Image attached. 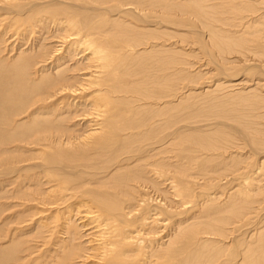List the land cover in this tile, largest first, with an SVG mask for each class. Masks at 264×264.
I'll use <instances>...</instances> for the list:
<instances>
[{
  "label": "rangeland",
  "instance_id": "1",
  "mask_svg": "<svg viewBox=\"0 0 264 264\" xmlns=\"http://www.w3.org/2000/svg\"><path fill=\"white\" fill-rule=\"evenodd\" d=\"M80 1H79V4H80L81 9L77 7L76 4H74L76 2H71L72 6L70 7V10L68 9L69 14L67 13L68 11L67 10L65 12V16L63 14L62 17H60L59 13H61V8H63L61 5V0H0V75H2L0 76V92L3 94L1 95L0 93V98L2 99V101H0V106H1L0 113H2L0 114V138L2 139V140L0 139L1 140L0 141V155L3 154L2 152L7 153L8 151L7 154H10L9 156L11 157L9 158L8 156V158L10 159L9 161L7 160L8 164L4 162H2L1 164V161H0V165H2L0 167V184L2 186V187L0 186V251L5 252L11 249H13L12 252L15 251L13 253L14 255L12 254V252H11V255H9L11 257V260L9 261H7V259H9L10 257L0 256V264H59V262H62V260H65V259H63V257H61V255L58 252H60L63 255L67 254L68 252L72 254V258L66 260L65 264H94V263L96 264V262L98 261L99 253L101 251L100 249L101 247H100V244H97L98 242L96 240L97 236L93 232V229H92V226L95 223L92 222L89 218H86L84 216L85 214H87L86 212H84V210L89 209L91 211H94L95 213L97 212L96 214L98 215L100 214L99 212L101 211L96 206L93 205L94 203L91 200H89L88 202L84 198L82 193L80 192L81 189L77 190V187L83 186V184H85L86 186H90V187L97 186V184L94 183V181L97 182L98 180L99 181L103 180L102 181L103 183L106 181L104 183L106 185L103 186L105 188L101 187V189H105L104 190L105 193H107V191L109 190V192L106 194L107 195V198H105L106 200L109 201L108 198H110V201L112 202L114 201V196L110 193H112L114 189H116L117 187H120V188H117L118 190L127 192L132 198L131 200L127 199L128 201H126V197L125 199L123 198L126 203L121 201L122 199H120L121 202L119 204L121 208L125 210L126 208L132 209L131 211L130 210L128 211L130 214L129 213H128L129 215L120 214L116 216V218L114 217L112 219V220L116 219L117 221L118 220L125 221V225L123 226H126V231L130 233V235L132 236L137 235V237L134 238L136 242H134L133 244V249L135 250V252L138 249L137 250L138 253L134 254L135 256L134 255L127 256L128 257L127 261H129V264H153L155 263L157 256L159 257V254L162 253L161 248L165 244H167L168 246L171 234L176 233L175 225L177 224L178 220L183 216L182 214H184L182 218L192 217L193 215H194L193 217L197 216L198 219L197 218L195 219H197L198 222H201L202 224H204L206 226V230L202 232L200 236L191 237L188 240H181L182 242L184 241V243L185 242L188 243V244L185 243V245H187L186 246L187 248L189 247V251L187 248L185 249L186 252L183 251L185 248V247L183 248V246H185L183 245L184 243L181 244L180 241L176 243L175 247H177V250L179 249L180 252L179 250L177 252L176 248L174 247L173 248L175 250L174 254L179 253L180 255L176 254L174 256V258L176 259V260L174 259L175 261L173 260L171 256L165 255L166 256L165 257L164 255H160V258L158 259V262H159L158 264H177V263L178 264L179 263L180 264H210V263L212 264H234V263L235 264H249V263L250 264H264L263 263L264 262V248L262 246L264 245V194L263 195L261 194L262 190L264 192V187H263L264 186V166H263L264 164H262L261 166L262 169L261 168L257 169L259 165L261 164V161L264 160V158H262L264 154L263 153L264 144L263 146L253 145L250 141L246 139L243 132L235 131L232 128V126L229 125V124H232L233 127L238 130L244 127H247L251 130L254 128H258L259 130H262L264 132V72H263L264 66L261 68V65H264L263 64L264 58H262L259 52H254L255 53L254 54L253 50L250 52V49H247L249 50L247 51L246 48H243L244 51L242 48H238L236 49L237 51L235 50V52L233 51L231 53H226L223 55L217 51L215 45L210 40H208V37H205L202 30H200V35L202 37L198 33L196 36L192 34H188L185 36L181 34L185 33L186 31L191 32L192 31L190 30L191 28L187 29L185 27L186 31H183V30H180L181 27H178L174 24H166L163 20L161 23L160 22L161 20H159V18H156L162 12L161 7L157 6L159 9L158 8L155 9L154 7L149 8L148 6L144 5L142 6L143 7L142 9L141 7H139L140 9L139 8L134 9V5L129 4L128 2L123 3L121 0L120 1L118 0L119 2L123 3L124 6L126 4V7L128 10H126V7H122L124 9L123 11H121L123 14L120 12L119 13L120 16H119V14L118 15L116 14V12H118L119 10H116L113 8L112 11H115V12H112L114 13L113 18L116 17L115 19L117 20L119 19L118 21L123 24L125 22H127L128 24L131 23L132 26H134L133 28L131 24L130 26L127 25V28L129 27L132 28L131 32L134 31L133 29H137L135 28L136 26V27H140L141 29L143 28V31H148V33L151 32L150 34L151 36H153V37L151 36L149 37L147 33V34H144L146 36L143 35V37H141L144 39V41H149V43L147 44V48H148L147 50L150 49V51L147 53L143 51V54L140 53L141 58H143L145 54L144 56L145 64L144 62L142 63L140 62V64L138 63L137 65L136 62H134L137 59L140 60V56H138L137 53H135L136 55H133L132 59H130L131 58L130 57L127 60L126 65H125L126 69L124 68L126 72L125 80L127 79L129 80L131 79V77L132 79H134L133 77L137 76L138 78L142 80L141 83L143 82L142 83L143 87L147 85L148 89L153 88L152 93L153 94L155 93L154 97L150 99H143V100L135 101L136 104H139V105L143 104V106H141V108L143 109L141 110V108H139V111L142 115L139 112L136 113L135 109L131 110V105L127 102L128 100L125 101L124 99V101L121 102V103L125 102L124 103L125 105L123 104L119 105L120 107L123 105V107H121L124 110L123 114H125L126 116L128 115L126 117L127 119L126 121L128 124L131 125L132 121L135 122V120H138L140 118L143 119V120L140 119V121L138 120V122L140 123H137V122L133 123L135 127L134 125H131V129L132 127H134V129L131 130L133 133V136H130L131 138L128 136L125 137L126 134H129L128 131H130V128L127 129V131L123 133L125 135H122V137L123 138L125 137L126 141L129 139L128 140L129 142L128 141L125 142L124 139H122L120 142L119 141L115 142L113 143V146L114 144L115 146L117 145L116 148L115 146L111 147L112 145L110 146L109 144H106L107 146L104 144L105 147L102 148V144H101L100 145L101 147L98 149L96 148L97 147L96 144L92 143L95 147L92 144H89V146L85 148H78V149L75 148L71 150L66 147L67 150L65 148H56V150H54L55 144H57L58 142L63 144V141L65 140V138L72 135L71 133L74 131L80 132V134H82V131H86L88 125L93 124L95 120L94 113L96 112H92L91 110L93 108H90V105L93 103L92 99L90 98L89 100V98H87V95H86L88 90H85V91L84 89L80 90V88H84V87L87 88V86L77 87L79 84H81L82 82L81 80L88 76V73L87 75L85 74L88 71L85 68H82L79 71L75 70L76 69L75 67H78V65L81 66L83 63L86 65L87 60L85 58H87L89 53L87 50H85L82 53V50L86 47L85 46L86 44H90V41L88 40V38L86 39V37H84L83 35L81 37H74V38L72 36L69 38L61 37L62 35H64L63 33L65 32L66 28L64 26H59L58 28V23L60 24L62 23V25L67 24V22H65L64 17L66 18L68 14L69 16L67 17L70 18L71 11L73 12L71 14L72 15L71 17L75 16L76 17L75 21L78 20L79 22L78 24L81 26H83L85 22V24L87 25V28L88 26H90L92 21L97 20V18L95 17L102 16V15L97 16L98 13H100V11L102 13V9L98 8L99 9L98 10L96 6L95 7L93 6L92 2L90 3V0L89 1L86 0V2L85 0H83V2H80ZM98 1L99 0L96 1L97 6L100 5L101 7L102 0H100L99 2ZM109 1L106 2L108 6H111L113 3H116L114 0H109ZM213 1L215 3L221 2V0H213ZM213 1L210 0V3H214ZM257 4H255V6ZM131 5H132V8H131ZM258 5L261 6L260 4ZM87 8H90V9H87ZM154 10L155 11L157 10L156 13L154 12ZM137 11H139L140 13ZM151 12L154 15H152ZM79 13L81 14V16ZM90 13L92 14V16H95V17L91 18L92 16ZM76 14L78 15V17ZM124 14L126 15L124 16ZM136 14L137 15L141 14L143 16L140 15L141 16L140 17V16H137ZM156 14H158V16ZM87 16L90 17L91 22L90 21L88 22V20H86ZM107 16L105 15L106 18H108ZM150 16H152L154 20L151 18L149 19ZM80 17L83 18L81 19V22H80ZM137 17H139V20ZM87 22L89 24H87ZM104 23H101V24L99 23L100 25L98 27H101L99 29L107 30L108 26ZM103 24L104 26H102ZM86 25H85V28H86ZM158 25H161L162 27ZM153 29H156L158 31L153 30ZM83 30L85 31L84 28ZM150 30H153V31H150ZM136 31H138V29ZM138 32H142V30L141 31L139 30ZM72 41H75V43L71 44ZM152 41L154 42V44L152 43ZM163 43L164 45L161 46V44ZM155 44H157L156 45L157 47L154 46ZM150 45H151V48H153V46L154 48L153 49L149 48ZM140 48H142V46H140ZM238 51L240 53H237ZM153 56H155V58ZM135 57H137V59H135ZM145 57L146 58L150 57V58L146 59ZM157 58L160 62L155 61V59ZM141 61L143 60L141 59ZM149 61L151 64L149 63ZM16 64H18L19 66L17 67ZM141 64H143V67L148 66L147 69L146 67H144L143 68L144 71H141L142 70ZM58 65L62 66V68L58 67ZM85 65L81 67H85ZM149 66L152 68H150ZM72 68L73 69L75 68L74 69L75 71H71ZM20 69H22V71ZM131 69L133 70V72ZM55 70L57 71L59 70V72H55ZM127 70H129L130 72ZM154 70L158 72L157 73L153 72ZM18 72L20 73V76L22 77L21 80H20L21 77L18 76ZM62 72L65 74V75L63 74L64 76L61 75ZM136 72L138 74L135 75ZM142 72L143 73L145 72V73L143 74ZM55 73H58L59 76L56 75ZM140 73L143 75H141ZM154 73L155 75H153ZM139 74L142 77H140ZM22 75H24V77L27 79L23 80L24 77ZM49 75L50 76L53 75L51 76L53 79ZM75 75H76V78H79L78 82L73 85L74 87H72V88H75V87L78 88L74 90L75 92H69L68 90H62V89L58 90L59 87L64 86L65 84L59 81L60 76L61 77L63 76L66 78L68 76V78H70V81H71V79L74 80L73 77H75ZM146 75H149V77ZM57 77L59 78L57 79ZM144 77H148L146 78L148 80H146ZM49 78L51 81L48 80ZM151 78H154V79H152V81L148 83V81H150ZM158 78L162 81L161 88L153 87V85L156 84L155 82L159 80ZM38 79L42 81L38 82L37 81ZM27 80L29 81L30 84H32V87H35L34 88L36 91L35 94H29V96L23 95V94L28 93L27 91L28 87H26ZM43 81L44 82L48 81V83H45L46 85H44ZM231 81H237V82L239 81V83L241 81L240 83L241 87L236 86L233 88H229L228 85L230 84ZM135 82L136 80L134 79L129 83H135ZM20 83L22 84L20 87H18ZM39 83H41L40 85L42 84L43 85L40 86ZM147 83L150 85H148ZM16 85L18 88H21V89L24 86L23 90H19L16 87ZM38 86H39V89L37 88ZM68 86H71V85H68ZM11 90H14V91L12 92ZM11 94L14 95V97ZM91 94H94V92H91L90 95ZM127 94L128 93H126L125 95ZM39 95H41L42 98ZM125 95H123L122 98ZM24 96H28V98L25 99ZM27 99L28 100L33 99V101L32 100L28 101ZM167 100H172V103H171L172 107H168L166 106V104L162 105ZM156 101L158 104L162 105V108H161L162 111L167 108L166 111L169 110L171 112V110L173 109L172 114L168 111L167 113L169 115L165 113L166 115L165 116L164 112L166 111L162 112L160 110H157V106L152 105ZM75 102L77 103V105ZM4 105L6 109L4 108ZM9 105H12V107L11 106L9 107ZM83 105L86 106L87 108L84 107ZM19 106L21 109L19 108ZM15 107H18V108H15ZM12 108H15V109H12ZM151 108L153 111L154 110L156 111L153 112ZM144 110H146V112ZM5 111L7 113H4ZM143 112H145V114ZM135 113L137 115H135ZM152 114H154L155 116ZM161 114L163 115L162 117H161ZM170 116L172 117V119H170L171 118ZM132 117L134 118V120L130 121L131 119H133ZM150 117L152 118L154 117V118L150 119ZM6 119H7V122L9 121V119H11L9 121L11 125L9 124L8 126V123L5 122ZM44 119H45V122H44ZM82 119L83 120L85 119V120L83 121ZM119 119H120V116H119ZM80 120L83 123L80 122ZM158 120L160 121V123L158 122ZM142 122H144V124ZM4 123L6 124L4 125ZM141 123L142 125H140ZM137 124L139 125V127H136L138 126ZM171 124H172V128H171ZM15 126L17 127V129H15L16 128ZM26 128L28 129V131H30L29 129H31L32 132L26 131L27 130ZM33 128L34 130H36L35 128H39L40 130L37 129L35 132ZM143 128H145L146 132L144 130H141ZM14 130L17 133L13 134ZM137 131H140V132H137ZM143 131L145 132L144 134L146 136L142 134ZM5 132L6 134L4 135L3 133ZM21 132H23L25 135ZM25 132L28 134L26 135ZM171 132L172 134H170ZM42 133H43V136H42ZM49 133H51L50 134L51 136L49 135ZM37 135L39 136L41 135L40 137L38 136L40 139L37 137ZM176 135L177 137L175 138L174 136ZM138 136L140 137V139H138L139 138ZM132 137L135 139H133ZM21 138L22 140L23 139L24 140L20 141ZM34 138H36V140ZM32 139L34 140L32 141ZM48 139L51 141H49ZM38 140H39V144H38ZM42 140L44 141V143ZM140 140L142 141L140 142ZM177 140H179L178 145L177 143H175V141L177 142ZM10 141H12L13 143ZM30 142H31V145L29 144ZM47 142L49 144H47ZM165 144L167 145L166 148H165ZM182 144H183L184 150H182L183 148H181ZM45 145H53V148L48 149V150H42V147ZM186 145L187 146L189 145L190 147L189 146L187 147ZM107 147L109 148L107 149ZM94 148H96V150ZM104 148H106L107 152L105 151ZM168 148H170V150ZM100 149H103V150L100 151ZM129 149L131 150V152H129L130 151ZM157 149H161V150L156 151ZM60 150L63 152V154ZM180 150H182L183 152H181ZM185 150L187 152V155H186ZM14 151H16V153H14ZM18 151H20L21 153H19ZM47 151L48 152L51 151V152L48 153ZM103 151H104V154H103ZM170 151H172V153ZM52 152H54L53 155H52ZM158 152H161V153L163 152V154L158 153ZM83 153H86V155ZM174 153L175 155L176 153L178 155L175 156L173 155ZM13 154L15 155V157ZM30 154H39L41 156L33 155L32 159H28L27 157H30L29 156ZM89 155H91L92 157L90 158ZM97 155L99 158L97 157ZM183 155H185V158ZM190 155L192 158L189 157ZM22 156L24 157L22 158ZM54 156H56L58 159L55 158ZM182 156H183V159H182ZM206 156L209 158L207 161H205V159L207 158ZM16 157H19L21 159L16 158ZM171 157L172 158L175 157L176 162L181 160V161H184V163H187V162L194 163L195 161V165H198L199 163L202 162L201 164H204V168H206L204 171L205 172L207 171L206 173L208 174L206 175L207 177L209 175L208 178L212 180L213 184L211 183L209 187L208 186L203 187L204 182L201 178H199L201 181L198 179L199 175H197L198 177H196V175H193V177L197 178L198 180V181L196 179L192 180L193 181L192 188L195 190V192L190 198L185 199V201L188 200L189 202L188 201L184 202V205L181 204L180 203L181 199L175 198L176 196H174L173 192H171L170 190L171 187H170V184L168 183V180H166L164 176L161 174V171L163 168L162 166H164L163 163L166 158L168 159H166V162L164 164H167V163L168 164L165 166H169L170 168L169 164L173 163ZM189 158L192 160V162L191 160L187 161ZM22 159L24 161H22ZM159 160L160 161L162 160V162L160 163ZM93 161L95 162V164L97 163L99 164L95 165ZM222 161H225L227 165H225V162L223 163ZM80 162L81 164H79ZM150 162L152 164H155V162L156 163L159 162L160 167L156 166L158 170L155 167V165L154 167H151ZM220 162H222L221 163L222 168L217 170V167H219V165L217 164ZM90 163L91 164L93 163L92 164L93 166L92 165L90 166ZM83 164H86V166L88 164V166L86 167ZM125 164L126 166H124ZM247 164L249 165L248 167H246ZM17 166H18V169H17ZM223 166L224 167L226 166V167L223 168ZM150 167L153 168V170ZM165 168H168V167H165ZM195 169L196 168H193L194 171ZM234 170H237V171H234ZM42 171L43 173H41ZM155 171H158L159 178L156 177L157 173H154ZM165 171L167 170L164 169L162 173L168 175L169 173ZM133 172L135 174H140V175H143L142 173H145L147 176L152 177L153 179L157 178L161 180L160 182L159 180H157L158 181L157 183L160 184L159 191H161L162 189L163 191L162 194L164 196L161 195L160 193H157L158 195L159 194L161 195V196L159 195L160 197H158L157 194L155 195L156 190H152L151 188L150 189L149 188H146V189L137 188L138 186L132 183L131 179H127L129 178L128 175L130 176L131 173ZM48 173L49 175L52 174L50 175L52 177H50ZM42 176H43V179H42ZM55 176L56 178L55 180H53L52 178ZM26 177H27V180H26ZM123 178L126 180V182L125 180H123ZM24 179H25V182H23ZM56 179H58L57 181L59 182H55ZM65 180H68V181H65ZM163 181H166V182H163ZM18 182H19V185H18ZM63 182H65L64 185H63ZM67 182H69L70 184ZM75 182L77 183L78 186L75 184ZM57 183L61 184L62 189L64 188L63 189L64 195L61 197H59L60 195L56 193L57 191H55L58 189H54V192L50 191L51 186H54ZM253 183H256V184H253ZM74 184L76 185V187ZM126 184L127 185L129 184L131 188L129 185L127 186ZM200 184L202 186H200ZM258 185L259 186L262 185L261 191H258V189L256 188ZM68 187L70 189L73 188L71 189L73 192ZM111 187H112V190H110ZM249 189H252L253 191L252 190L250 191ZM38 190H40L41 193ZM150 190L152 191V193ZM168 190L173 195H171V193H169ZM19 191H21V195ZM24 191H26V193L27 192L29 193L26 194ZM16 192H17V195H15ZM232 192L236 193L234 194L236 195L234 200L238 199L237 205H235L231 209V211H233V208H234V211L233 212H231L230 210L221 211V214H218L219 212H216L215 214V208H216V211H218L216 205L221 204L222 202L224 203V201L226 203H229L230 200H228L227 198H228V195L232 194ZM249 192L256 193L255 196L256 195H259V196H256L254 198L255 200L257 199V202H255L254 200V202L250 203L249 205H246L244 204V202L246 199L249 198V196H247ZM23 193L26 194V196ZM68 193H70L69 196H65V195H68ZM14 195L16 196V198H13ZM52 195H54L56 198H54ZM98 195H102L101 192L98 193ZM37 196L42 197L45 201L34 200L35 201L34 202L33 200L32 201L30 200V199L36 198ZM86 196H87L86 198L88 199V195ZM141 196H143L142 199H141ZM244 196H246L245 197L246 199L242 198ZM162 197H165V199L167 200L169 199V203L173 207L171 208L172 210L170 209L171 211L163 210L167 206L166 204H164V201H161ZM212 197H213V201L211 199ZM207 198L210 200V201L208 200L209 202L203 201L204 199H207ZM58 199H61V200H58ZM28 200H30L31 202ZM39 201L44 202V204L43 205H41L42 203L39 204L38 203ZM145 201H146V204L144 203L143 205V202ZM151 201L152 203H150ZM158 201L159 203H157ZM48 202H54V203L51 204ZM162 202L163 204H161ZM172 202L174 204H172ZM214 203L216 205H214ZM124 204H126L128 207L127 206L125 207ZM201 205L203 207H201ZM206 205L209 207H207ZM211 205H212L211 207L212 209L210 208ZM6 206H10V208L7 209ZM147 206L149 208H147ZM150 206H152V208ZM176 206H181V207L176 208ZM181 211L183 212L181 213ZM134 214H136L135 217H134ZM100 217L102 218V219L100 218V220L103 221L105 220L106 216H103L104 218L102 216ZM131 217L132 219L131 221H129L130 220L129 218ZM193 217L190 218L192 219L191 220L192 222L195 221ZM152 218H153V222L151 220ZM223 218H224V222L222 223L224 224H221V221H223ZM69 219L71 220L70 223H68ZM225 220H226V224H225ZM148 222L150 223L152 222V223L148 224ZM230 223H232L231 224L232 226L230 225ZM219 226L222 227L221 229L223 231H220V229L217 228ZM128 227L131 230H129ZM227 227L229 228L227 229ZM231 228L232 230H230L229 232L231 231L232 232L230 234L227 230ZM211 229L214 233L213 232L210 233ZM144 230L146 232H144ZM223 233H225V235ZM226 233H227V236H226ZM138 237H140V239ZM199 237L201 240L203 237L204 238L203 240L205 241V243H203L204 241L202 240L203 241L202 242L200 239H199L200 240L199 242L198 240ZM222 237L224 238L222 239ZM206 238H208L209 241H206ZM149 239L151 240L149 241ZM163 239L165 240L163 241ZM193 240L195 241L194 244L192 242ZM59 241H63L65 243H60ZM142 241H144L145 243L144 242L142 243ZM198 242L199 243L202 242V244H199ZM57 243H60V244H57ZM150 244L152 246H150ZM195 244L199 246L196 247ZM204 244H208V245H204ZM209 244L212 247L213 245L215 247L212 248L210 247ZM9 245L10 247H13V248L11 249L6 248ZM144 246L147 247V250H145L146 248ZM158 246L160 248V252L157 251ZM54 247L55 248L58 247V249H55ZM135 247H138V248L135 249ZM148 247L149 248L151 247V248L149 249ZM203 248L204 250H202ZM215 248L217 249L220 248V249L217 250ZM139 249H143V250L139 251ZM222 249L224 252L222 251ZM144 251L145 253H143ZM193 251H196V252H194L193 255L190 254ZM139 252L141 254H139ZM126 253L130 254L128 250L126 251ZM153 253L155 254L153 255ZM188 254H190L189 257L187 256ZM13 256L15 257V259ZM131 256H132V259H131ZM145 256L147 259L145 258ZM162 256L164 257V259L162 258ZM168 257L169 259H166ZM141 259H143V261ZM167 260H170V261H167ZM165 261H167V263Z\"/></svg>",
  "mask_w": 264,
  "mask_h": 264
},
{
  "label": "bare ground",
  "instance_id": "2",
  "mask_svg": "<svg viewBox=\"0 0 264 264\" xmlns=\"http://www.w3.org/2000/svg\"><path fill=\"white\" fill-rule=\"evenodd\" d=\"M79 1L80 0H61V5H62V7L63 8H61V13H59L60 14V17H62V15L64 14V16H65V12L69 9L70 10V7L72 6V4H71V2H76V3H74V4H76V6L77 7H79L80 8V4H79ZM89 1V0H88ZM96 1L97 0H90V3L92 2L93 3V6L95 7L96 6V8L98 9V8H101L102 9V13H101V11H100V13H98V15L97 16H99V15H102V16H99V17H95V16H92V14H91V18H97V20H94V21H92V23L90 24V26H88V28H87V25L85 24V22H84V27L83 26H81V25H79L78 23V20L77 21H75L76 19V17L74 16V17H71L72 15V11H71V13H70V18H68L67 16H69L68 14V12H69V10L67 11V16H66V18L64 17V19H65V22H67V24H65V25H62V23L60 24V23H58V28H59V26H64L65 28H66V30H65V32L63 33L64 35H60L61 37H81L82 35L84 36V37H86V39L88 38V40L90 41V44H86L85 46V48L82 50V53L85 51V50H87L88 51V56H87V58H85L86 60H87V62H86V65L83 63H81L82 65L81 66H83V65H85V67H81L80 65H78V67H75L74 69L75 70H77V71H79L80 69H82V68H85V69H87V71L88 72H86L85 74L87 75V73H88V76L86 77V78H83L81 81V84H79L77 87H79V86H87V88L86 87H84V88H80V90H83L84 89V91L85 90H88V92H87V98H89V100H90V98L92 99V104L90 105V108H93L91 111L92 112H96V113H94V114H92V115H94V118H95V120H94V122H93V124H91V125H88V127H87V130L86 131H82V134H80V132H72L71 134L72 135H70V136H68V137H66L65 138V140L63 141V144L62 143H60V142H56L57 144H55L54 146H55V148H54V150H56V148H65L66 149V147L68 148V149H71V150H73V149H78V148H85V147H88L89 146V144H96V148H100L101 146V144H102V148L103 147H105V145L106 144H109L111 147H114L115 146V144H114V146H113V143H115V142H120L122 139H124L125 140V137L126 136H128V137H130V136H133V133H132V129H134V127H135V125L133 124V123H135V122H137V123H140V122H138V120L140 121V119H142V118H140V119H138V120H135V122L134 121H132V120H134V118L133 119H131L130 121H132V123H131V125H134V127H132V129H131V125L130 124H128L127 123V119H126V117L128 116H126L125 114H123V112H124V110L121 108V107H123V105H125L124 103H121L122 101H124V99H125V101H127L130 105H131V110H133V109H135L136 110V113H140V111H139V108H141V106H143V104L142 105H139V104H136L135 103V101L136 100H143V99H150V98H153L154 97V94L152 93V90H153V88H150V89H148L147 88V85L145 86V87H143L142 86V83H141V79L140 78H138L137 76H134L133 78L136 80V82L135 83H129V82H131L132 80H134V79H132V77H131V79H127V80H125V75H126V72H125V70H124V68H125V65H126V62H127V60L130 58V59H132V57H133V55H136L135 53H137V55L138 56H140V53H142L143 54V51L144 52H149L150 51V49L149 50H147L148 48H147V44L149 43V41H144V39L143 38H141V37H143V35L144 34H147L148 33V31H143V28L141 29L140 27H136L135 26V28H137L138 29V31L140 30H142V32H138V31H136L137 29H133L134 31L133 32H135V33H133V32H131V29L134 27V26H132V24H131V26H132V28H127V25H129L130 26V24H128L127 22H125L124 24L123 23H121V22H119L117 19H115V18H113L114 16H113V14L114 13H112V12H115V11H112V9L114 8V9H116V10H119L118 12H116V14L118 15L121 11H123L124 9L122 8V7H126V4H125V6L123 5V3L124 2H128L129 4H132V5H134V9H138L139 7H141V9L143 8L142 6H144V5H146V6H148L149 8L150 7H154L155 9L156 8H158L157 6H159V7H161V14H159V16H158V14H156L158 17H156V18H159V20H161L160 22L162 23V20L166 23V24H174V25H176V26H178V27H181L180 28V30H183V31H186L185 29L187 28V29H190V30H192L191 32H188V31H186L185 33H183V34H181V35H188V34H192V35H197V33L200 35V30H202V32H203V34L205 35V37H208V40H210L214 45H215V47H216V49H217V51L218 52H220L221 54H226V53H231V52H235V50L236 49H238V48H246V50L247 49H250V52L253 50V53L254 52H259V54L262 56V58H264V0H221V2H214L213 0V2L214 3H210V0H121L123 3H121V2H119L118 0H114L116 3H113L111 6H108L107 5V3L106 2H108L109 0H102L101 1V7H100V5L99 6H97V3H96ZM100 1V0H99ZM98 1V2H99ZM80 2H83V0L82 1H80ZM85 2H86V0H85ZM110 2V1H109ZM113 2V1H112ZM260 4L261 6H259L258 4ZM89 4V3H88ZM109 4V3H108ZM255 4H257L256 6H255ZM110 5V4H109ZM132 5H131V8H132ZM75 6V5H74ZM156 6V7H155ZM75 8V7H74ZM78 8V9H79ZM122 8V9H121ZM129 8V7H128ZM81 9V8H80ZM87 9H90V8H87ZM96 9V10H97ZM133 9V10H134ZM140 9V8H139ZM146 9H147V7H146ZM153 9V8H152ZM159 9V8H158ZM71 10H73V9H71ZM94 10H95V8H94ZM99 10V9H98ZM126 10H128L127 9V7H126ZM151 10V9H150ZM77 11V10H76ZM93 11V10H92ZM136 11V10H135ZM140 11V10H139ZM139 11H137V12H139ZM142 11V10H141ZM147 11V10H146ZM146 11H145V13H146ZM157 11V10H156ZM156 11L154 10V12L156 13ZM75 12V11H74ZM80 12V11H79ZM137 12H135V13H137ZM144 12V11H143ZM142 12V13H143ZM153 12V11H152ZM151 12V14L152 15H154L153 13ZM35 13V12H34ZM94 13V12H93ZM122 13V12H121ZM134 13V12H133ZM140 13V12H139ZM158 13V12H157ZM80 14V13H79ZM89 14V13H88ZM87 14V15H88ZM107 14H108V16H107ZM123 14V13H122ZM150 14V13H149ZM77 15V14H76ZM105 15L108 17V18H106L105 17ZM126 14H124V16H125ZM137 15V14H136ZM141 15V14H140ZM140 15H137V16H140ZM155 15V16H156ZM176 15V16H175ZM5 16V15H4ZM29 16V15H28ZM45 16V15H44ZM80 16H81V14H80ZM119 16H120V14H119ZM123 16V17H124ZM130 16V15H129ZM141 16H143V15H141ZM140 16V17H141ZM147 16V15H146ZM155 16H154V18H155ZM14 17H16V16H14ZM77 17H78V15H77ZM82 17H84V16H82ZM88 17L89 16H87V19L86 20H88V22L90 21L91 22V20H90V17H89V19H88ZM112 17V18H111ZM127 17V16H126ZM136 17V16H135ZM57 18V17H56ZM118 18V17H117ZM121 18V17H120ZM138 18V20H139V17H137ZM143 18V17H142ZM145 18V17H144ZM147 18V17H146ZM153 19L152 18V16H150L149 17V19ZM20 19V18H19ZM52 19V18H51ZM63 19V20H64ZM81 19H83V18H81L80 17V22H81ZM123 19V18H122ZM136 19V18H135ZM14 20V19H13ZM59 20H60V18H59ZM129 20V19H128ZM147 20V19H146ZM154 20V19H153ZM53 21V20H52ZM142 21V20H141ZM59 22V21H58ZM87 22V24H89ZM105 22V23H104ZM124 22V21H123ZM130 22V21H129ZM155 22V21H154ZM83 23V22H82ZM101 23H104V24H106L108 27H107V30H102V29H99V28H101V27H98L99 25ZM56 24V23H55ZM81 24V23H80ZM104 24L102 25V26H104ZM160 24V23H159ZM85 25H86V28H85ZM40 26V25H39ZM81 26V27H80ZM158 26H161V25H158ZM57 27V26H56ZM152 27V26H151ZM154 27V26H153ZM157 27V26H156ZM162 27V26H161ZM186 27V28H185ZM198 27V28H197ZM58 28H56V29H58ZM83 28L85 29V31L83 30ZM63 29V28H62ZM149 29H151V28H149ZM163 29V28H162ZM165 29V28H164ZM153 30H156V29H153ZM153 30H150V31H153ZM105 31V32H104ZM156 31H158V30H156ZM84 32H85V34H84ZM138 32V33H137ZM151 33V32H150ZM150 33H148L147 35L150 37L151 36V34ZM144 36H146V35H144ZM201 36V35H200ZM151 37H153V36H151ZM158 37V36H157ZM198 37V36H197ZM202 37V36H201ZM43 39V38H42ZM54 39H56V38H54ZM65 39V38H64ZM155 39V38H154ZM73 40V39H72ZM75 40V39H74ZM79 42V41H78ZM156 42V41H155ZM158 42V41H157ZM46 43V42H45ZM73 43H75V41H72V43L71 44H73ZM77 43V42H76ZM87 43H88V41H87ZM152 43L154 44V42L152 41ZM70 44V45H71ZM78 44V43H77ZM158 44V43H157ZM157 44H155L154 46L155 47H157L156 45ZM209 44V43H208ZM80 45V44H79ZM78 45V46H79ZM92 47H91V46ZM164 45V43L163 44H161V46H163ZM48 46H50V45H48ZM140 46H142V48H140ZM154 46H153V48H154ZM42 47V46H41ZM45 48V47H44ZM149 48H151V45H150V47ZM153 48H151V49H153ZM160 48V47H159ZM29 49V48H28ZM38 49V48H37ZM48 49V48H47ZM77 49H78V47H77ZM129 49V50H128ZM241 49V50H242ZM41 50V49H40ZM240 50V49H239ZM49 51V50H48ZM74 51V50H73ZM152 51V50H151ZM154 51V50H153ZM237 51V50H236ZM243 51H244V49H243ZM247 51H249V50H247ZM38 52V51H37ZM155 52V51H154ZM42 53V52H41ZM79 53V52H78ZM237 53H240L239 51L237 52ZM91 54V55H90ZM141 54V55H142ZM244 54V53H243ZM255 54V53H254ZM66 55V54H65ZM148 55H149V53H148ZM242 55V54H241ZM30 56V55H29ZM80 56V55H79ZM137 56V57H138ZM144 56H145V54H144ZM144 56H143V58H141V56H140V60L139 59H137V57H135V59H137L136 61H134V62H136V64L138 65V63L140 64V62L142 63V62H144V64H145V61H144ZM147 56V55H146ZM161 56V55H160ZM73 57V56H72ZM154 58H155V56H153ZM146 58V57H145ZM148 58H150V57H148ZM148 58H146V59H148ZM152 58V57H151ZM260 58V57H259ZM16 59V58H15ZM33 59V58H32ZM36 59V58H35ZM81 59V58H80ZM134 59V60H135ZM141 59L143 60V61H141ZM152 60V59H151ZM161 60H162V58H161ZM264 60V59H263ZM80 61V60H79ZM83 61V60H82ZM81 61V62H82ZM153 61H154V59H153ZM152 61V62H153ZM155 61L156 62H160L159 60H158V58L157 59H155ZM262 61V60H261ZM36 62V61H35ZM84 62H85V60H84ZM166 62V61H165ZM264 62V61H263ZM3 63H5V62H3ZM149 63H150V61H149ZM262 63V62H261ZM58 64V63H57ZM77 64V63H76ZM79 64V63H78ZM132 64V63H131ZM130 64V65H131ZM151 64V63H150ZM153 64V63H152ZM170 64V63H169ZM260 64V63H259ZM264 64V63H263ZM14 65V64H13ZM17 65V67L19 66L18 64H16ZM60 65V64H59ZM58 65V67H61L62 68V66H59ZM6 66V65H5ZM128 66H129V64H128ZM128 66H126V67H128ZM141 71H144L143 70V68L144 67H146V66H144L143 67V64H141ZM230 66V65H229ZM228 66V67H229ZM264 65H261V68L263 67ZM43 67V66H42ZM45 67V66H44ZM134 67V66H133ZM137 67V66H136ZM148 67V66H147ZM147 67H146V69H147ZM150 67V66H149ZM169 67V66H168ZM20 68V67H19ZM68 68V67H67ZM130 68V67H129ZM138 68H140V67H138ZM150 68H152V67H150ZM164 68H166V67H164ZM17 69V68H16ZM44 69V68H43ZM58 69V68H57ZM65 69H66V67H65ZM73 68L71 69V71H75ZM126 69V68H125ZM145 69V70H146ZM154 69V68H153ZM161 69V68H160ZM21 71H22V69H20ZM64 70V69H63ZM132 70V69H131ZM150 70V69H149ZM18 71H19V69H18ZM66 71V70H65ZM65 71H63V72H65ZM84 71V70H83ZM127 71H129V70H127ZM140 71V72H141ZM8 72V71H7ZM55 72H59V70L57 71V70H55ZM62 72V74L61 75H63L64 73ZM130 72V71H129ZM132 72H133V70H132ZM138 72V71H137ZM135 73V75L136 74H138V73ZM145 72H147V71H145ZM144 72V73H145ZM153 72H156L155 70L153 71ZM158 72V71H157ZM156 72V73H157ZM172 72V71H171ZM264 72V71H263ZM23 73V72H22ZM49 73V72H48ZM77 73V72H76ZM143 73V72H142ZM143 73V74H144ZM30 74V73H29ZM41 74V73H40ZM43 74V73H42ZM56 75H58L59 76V74L58 73H55ZM141 74V73H140ZM139 74V76L140 77H142L141 75H143V74H141L140 75ZM44 75V74H43ZM43 75H42V77H43ZM65 75V74H64ZM63 75V76H64ZM153 75H155V73L153 74ZM166 75V74H165ZM0 76H2V75H0ZM17 76V75H16ZM18 76H20V73L18 72ZM17 76V77H18ZM23 77H24V75H22ZM50 76V75H49ZM48 76V77H49ZM51 76H53V75H51ZM50 76V77H51ZM61 77L60 76V78L59 77H57V79L59 78V81L61 82V83H65L64 84V86H61V87H59L58 88V90L60 89H62V90H68L69 92H75L74 90H76V89H78L77 87H75V88H72V87H74L73 85L75 84V83H77L78 82V79L79 78H76V75H75V77H73L74 78V80H72L71 79V81H70V78H68V76H67V78L66 77ZM78 76V75H77ZM133 76V75H132ZM146 76H148L149 77V75H146ZM159 76H161V75H159ZM11 77V76H10ZM9 77V78H10ZM21 77V76H20ZM47 77V78H48ZM84 77V76H83ZM148 77H144L145 79L146 78H148ZM8 78V79H9ZM52 78V77H51ZM129 78H130V76H129ZM143 78V79H144ZM7 79V80H8ZM17 79V78H16ZM22 79V77L20 78V80ZM25 79H27V78H25L24 77V79L23 80H25ZM53 79V78H52ZM152 79H154V78H151V80L150 81H148V83H150L151 81H152ZM157 79V78H156ZM159 79V78H158ZM6 80V79H5ZM11 80V79H10ZM45 80V79H44ZM48 80H50V78L48 79ZM146 80H148V79H146ZM2 81H4V80H2ZM17 81V80H16ZM28 81V80H27ZM26 81V87H28V93L27 94H23V95H28L29 96V94H35L36 93V91H35V87H32V84H30L29 83V81L27 82ZM38 82L40 81V79H38L37 80ZM42 81V80H41ZM40 81V82H41ZM51 81V80H50ZM55 81H57V80H55ZM55 81H54V83H55ZM18 82V81H17ZM21 82V81H20ZM68 82H70V83H68ZM144 82H145V80H144ZM155 82V81H154ZM153 82V83H154ZM25 83V82H24ZM43 83H44V85H46L45 83H48V81H46V82H44L43 81ZM54 83H52V84H54ZM147 83V84H148ZM156 84H154L153 85V87H157V88H161L162 87V81L159 79L157 82H155ZM240 83H241V81H240ZM240 83H239V81L237 82V81H231L230 82V84L228 85V87L229 88H233V87H241L240 86ZM11 84H12V82H11ZM18 84V83H17ZM21 84L22 83H20V85L18 86V87H20L21 86ZM41 83H39V85H40ZM66 84H68V85H71V86H68V85H66ZM35 85V84H34ZM43 85V84H42ZM42 85H40V86H42ZM49 85H50V83H49ZM62 85V84H61ZM148 85H150V84H148ZM51 86H53V85H51ZM56 86V85H55ZM16 87H17V85H16ZM17 87V88H18ZM24 87V86H23ZM23 87H22V89L21 88H18L19 90H23ZM46 87V86H45ZM50 87V86H49ZM17 88H15V89H17ZM38 89H39V86L37 87ZM13 89V88H12ZM72 89V90H71ZM1 90H2V88H1ZM25 90V89H24ZM42 90V89H41ZM79 90V91H80ZM156 90V89H155ZM198 90V89H197ZM12 92L14 91V90H11ZM18 91V90H17ZM38 91V90H37ZM78 91V90H77ZM239 91V90H238ZM20 92V91H19ZM23 92V91H22ZM21 92V93H22ZM91 92H94V94H91L90 95V93ZM247 92V91H246ZM1 93V92H0ZM41 93V92H40ZM126 93H128L127 95H125ZM10 94V93H9ZM14 94H15V92H14ZM42 94V93H41ZM46 94V93H45ZM1 95H3L2 93H1ZM12 95V94H11ZM17 95V94H16ZM123 95H125L123 98H122V96ZM160 95V94H159ZM13 97H14V95H12ZM28 96H24L25 97V99L26 98H28ZM35 96V95H34ZM39 96H41V95H39ZM18 97H20V96H18ZM37 97V96H36ZM121 97V98H120ZM166 97V96H165ZM10 98V97H9ZM15 98H17V97H15ZM33 98V97H32ZM40 98V97H39ZM41 98H42V96H41ZM157 98V97H156ZM158 98H160V97H158ZM242 98V97H241ZM11 99V98H10ZM13 99V98H12ZM30 99V98H29ZM22 100H23V98H22ZM21 100V101H22ZM28 100V99H27ZM32 101H33V99H31ZM31 100H28V101H31ZM157 100V99H156ZM0 101H2V99L0 98ZM3 101H5V100H3ZM13 101V100H12ZM27 101V102H28ZM7 102H9V101H7ZM25 102V101H24ZM11 103V102H10ZM9 103V104H10ZM76 103V102H75ZM160 103H162V102H160ZM171 103H172V100H167V101H165L162 105H164V104H166V106H168V107H172L171 106ZM25 104V103H24ZM81 104H83V103H81ZM120 104H123L121 107L119 106ZM72 105V104H71ZM76 105H77V103H76ZM79 105V104H78ZM149 105V104H148ZM153 106H157V110H160V111H162L161 110V108H162V105H160V104H158L157 103V101L156 102H154V104H152ZM151 105V106H152ZM12 107V105H9V107ZM18 106V105H17ZM84 106V105H83ZM3 107V106H2ZM73 107V106H72ZM82 107V106H81ZM84 107H86V106H84ZM0 108H1V106H0ZM4 108L6 109V107H5V105H4ZM15 108H18V107H15ZM15 108H12V109H15ZM19 108H20V106H19ZM87 108V107H86ZM89 108V107H88ZM11 109V110H12ZM21 109V108H20ZM143 108H141V110H142ZM167 109V108H166ZM166 109L165 110H163V111H166ZM171 109V108H170ZM10 110V111H11ZM151 110H152V108H151ZM173 110V109H172ZM172 110H171V112L169 111V110H167L166 112H164V115H165V113H167L168 111L172 114ZM2 111V110H1ZM4 111V110H3ZM9 111V112H10ZM19 111H21V110H19ZM74 111H75V109H74ZM81 111V110H80ZM86 111V110H85ZM145 112H146V110H144ZM153 111V110H152ZM154 111H156V110H154ZM153 111V112H154ZM162 111V112H163ZM23 112V111H22ZM50 112V111H49ZM82 112H83V110H82ZM87 112H88V110H87ZM145 112H143L144 114H145ZM4 113H7L6 111L4 112ZM78 113V112H77ZM126 113V112H125ZM135 113V115H137ZM0 114H2V113H0ZM24 114V113H23ZM48 114V113H47ZM74 114H75V112H74ZM74 114H72V115H74ZM81 114V113H80ZM141 114V113H140ZM158 114H160V113H158ZM163 114V113H162ZM161 114V117L163 116ZM168 114V113H167ZM170 114V115H171ZM38 115V114H37ZM72 115H70V116H72ZM84 115V114H83ZM82 115V116H83ZM139 115V114H138ZM142 115V114H141ZM140 115V116H141ZM152 115H154V114H152ZM169 115V114H168ZM167 115V116H168ZM5 116H6V114H5ZM77 116H78V114H77ZM119 116H120V119H119ZM131 116V115H130ZM139 116V117H140ZM155 116V115H154ZM166 116V115H165ZM4 117V116H3ZM33 117H35V116H33ZM84 117H86V116H84ZM90 117H92V116H90ZM89 117V118H90ZM138 117V116H137ZM171 117V116H170ZM2 118V117H1ZM152 117H150V119H151ZM154 118V117H153ZM152 118V119H153ZM159 118V117H158ZM167 118V117H166ZM13 119V118H12ZM37 119V118H36ZM79 119V118H78ZM135 119H137V118H135ZM170 119H172V117L170 118ZM169 119V120H170ZM11 119H9V121H10ZM83 120V119H82ZM85 120V119H84ZM83 120V121H84ZM143 120V119H142ZM161 120V119H160ZM7 122V119H6V121L5 122H7L8 123V126H9V124H10V122ZM13 121V120H12ZM18 121V120H17ZM31 121H32V119H31ZM76 121V120H75ZM128 121H129V119H128ZM145 121V120H144ZM148 121H149V119H148ZM151 121V120H150ZM163 121V120H162ZM164 121H165V119H164ZM174 121V120H173ZM44 122H45V119H44ZM80 122H82L81 120H80ZM158 122L160 123V121L158 120ZM169 122V121H168ZM241 122V121H240ZM12 123V122H11ZM83 123V122H82ZM143 124H144V122H142ZM142 123L140 124V125H142ZM155 123V122H154ZM157 123V122H156ZM6 123H4V125H5ZM19 124V123H18ZM21 124V123H20ZM11 125V124H10ZM16 125V124H15ZM51 125V124H50ZM138 125V124H137ZM146 125V124H145ZM153 125V124H152ZM229 125H231L232 126V128L235 130V131H241V132H243L244 133V135H245V137H246V139L248 140V141H250L253 145H260V146H263V144H264V132L262 131V130H259L258 128H254V129H249V128H247V127H244V128H242V129H240V130H238V129H235L234 127H233V125L232 124H229ZM228 125V126H229ZM17 126V125H16ZM15 126V127H16ZM86 126V125H85ZM144 126V125H143ZM5 127V126H4ZM3 127V128H4ZM11 127V126H10ZM38 127V126H37ZM82 127H83V125H82ZM136 127H139V125L138 126H136ZM148 127V126H147ZM147 127H146V129H147ZM78 128V127H77ZM130 128V131H128L129 132V134H123L125 131H127V129H129ZM171 128H172V124H171ZM8 129V128H7ZM6 129V130H7ZM10 129V128H9ZM15 129H17V127L15 128ZM27 129V128H26ZM36 130L37 129H39V128H35ZM58 129H59V127H58ZM82 129V128H81ZM5 130V129H4ZM30 131H28V129L26 130V131H28V132H32V130L31 129H29ZM33 130H34V128H33ZM36 130H34L35 132H36ZM40 130V129H39ZM136 130H137V128H136ZM141 130H144L145 132H146V130H145V128H143V129H141ZM140 130V131H141ZM11 131V130H10ZM23 131V130H22ZM77 131V130H76ZM140 131H137V132H140ZM143 131V133L142 134H144L145 132ZM172 131V130H171ZM40 132V131H39ZM49 132V131H48ZM134 132H135V130H134ZM137 132H136V134H137ZM231 132V131H230ZM233 132V131H232ZM2 133V132H1ZM12 133V132H11ZM15 133H17V132H15V130H14V133L13 134H15ZM21 133H23V132H21ZM26 133V132H25ZM34 133V132H33ZM66 133V132H65ZM173 133H175V132H173ZM238 133V132H237ZM4 135L6 134V132L5 133H3ZM2 134V135H3ZM24 134V133H23ZM28 133H26V135H27ZM40 134V133H39ZM44 134H45V132H44ZM51 133H49V135H50ZM62 134H63V132H62ZM141 134V135H142ZM170 134H172V132L170 133ZM229 134V133H228ZM12 135V134H11ZM25 135V134H24ZM35 135V134H34ZM47 135H48V133H47ZM68 135V134H67ZM122 135H125V137L123 138L122 137ZM145 135V134H144ZM174 135V134H173ZM230 135V134H229ZM39 135H37V137H38ZM41 136V135H40ZM39 136V137H40ZM42 136H43V133H42ZM51 136V135H50ZM146 136V135H145ZM186 136V135H185ZM4 137V136H3ZM38 137V138H39ZM54 137H55V135H54ZM61 137V136H60ZM128 137H127V139H128ZM134 137H135V135H134ZM139 137V136H138ZM175 138L177 137V135L176 136H174ZM19 138V137H18ZM17 138V139H18ZM42 138V137H41ZM131 138V137H130ZM133 138V137H132ZM142 138H143V136H142ZM183 138V137H182ZM192 138V137H191ZM1 139V138H0ZM5 139H6V137H5ZM4 139V140H5ZM8 139V138H7ZM13 139V138H12ZM35 140H36V138H34ZM34 139H32V141L34 140ZM40 139V138H39ZM50 139V138H49ZM48 139V140H49ZM60 139H62V138H60ZM133 139H135V138H133ZM138 139H140V137L138 138ZM174 139V138H173ZM187 139V138H186ZM2 140V139H1ZM0 140V141H1ZM3 140V141H4ZM14 140V139H13ZM19 140V139H18ZM22 140V138L20 139V141ZM24 140V139H23ZM22 140V141H23ZM129 140V139H128ZM127 140V141H128ZM171 140H172V138H171ZM180 140V139H179ZM179 140H177V142L175 141V143H177V145L179 144L178 143V141ZM183 140H185V139H183ZM182 140V141H183ZM7 141V140H6ZM16 141V140H15ZM43 141V140H42ZM49 141H51V140H49ZM54 141V140H53ZM57 141V140H56ZM126 140H125V142H127ZM133 141V140H132ZM138 141V140H137ZM142 140H140V142H141ZM235 141V140H234ZM9 142V141H8ZM7 142V143H8ZM10 142H12V141H10ZM37 142V141H36ZM124 142V141H123ZM129 142V141H128ZM156 142H158V141H156ZM161 142V141H160ZM159 142V143H160ZM173 142V141H172ZM181 142V141H180ZM192 142H193V140H192ZM4 143V142H3ZM13 143V142H12ZM43 143H44V141H43ZM112 143V144H111ZM155 143V142H154ZM163 143V142H162ZM6 144V143H5ZM30 145H31V142L29 143ZM38 144H39V140H38ZM47 144H49L48 142H47ZM92 144V145H93ZM105 144V145H104ZM117 144V143H116ZM133 144V143H132ZM135 144V143H134ZM161 144V143H160ZM159 144V145H160ZM169 144H170V142H169ZM172 144V143H171ZM184 144V143H183ZM183 144H182V147L181 148H183ZM9 145V144H8ZM37 145V144H36ZM104 145V146H103ZM127 145V144H126ZM155 145V144H154ZM156 145H158V144H156ZM176 145V144H175ZM14 146V145H13ZM94 146V145H93ZM99 146V147H98ZM107 146V145H106ZM109 146V147H110ZM117 146V145H116ZM116 146H115V148H116ZM132 146V145H131ZM134 146V145H133ZM152 146H153V144H152ZM169 146V145H168ZM173 146V145H172ZM187 146V145H186ZM189 146V145H188ZM187 146V147H188ZM91 147V146H90ZM95 147V146H94ZM109 147H107V149L109 148ZM138 147V146H137ZM155 147V146H154ZM167 147V145L165 144V148ZM190 147V146H189ZM47 148V149H46ZM51 148H53V145H45V146H43L42 147V150H48V149H51ZM96 148H94L95 150H96ZM130 148V147H129ZM132 148V147H131ZM152 148V147H151ZM162 148H163V146H162ZM179 148V147H178ZM186 148V147H185ZM39 149H41V148H39ZM87 149V148H86ZM92 149V148H91ZM93 149V150H94ZM105 149V151H106V148H104ZM117 149H118V147H117ZM148 149V148H147ZM153 149V148H152ZM169 150H170V148H168ZM189 149V148H188ZM187 149V150H188ZM8 150V149H7ZM12 150V149H11ZM10 150V151H11ZM13 150H15V149H13ZM37 150V149H36ZM53 150V151H54ZM67 150V149H66ZM88 150V149H87ZM90 150V149H89ZM101 150H103V149H100V151ZM130 150V149H129ZM158 150H161V149H157L156 151H158ZM163 150H164V148H163ZM175 150V149H174ZM179 150V149H178ZM177 150V151H178ZM182 150H184V148L182 149ZM182 150H180L181 152H183ZM190 150V149H189ZM204 150V149H203ZM208 150V149H207ZM16 151H17V149H16ZM16 151H14V153H16ZM61 151V150H60ZM70 151V150H69ZM76 151H78V150H76ZM133 151V150H132ZM152 151V150H151ZM166 151H168V150H166ZM13 152V151H12ZM19 153H21L20 151H18ZM48 152V151H47ZM46 152V153H47ZM51 152V151H50ZM50 152H48V153H50ZM56 152V151H55ZM62 152V151H61ZM84 152V151H83ZM87 152V151H86ZM90 152V151H89ZM98 152H99V150H98ZM98 152H97V154H98ZM107 152V151H106ZM105 152V153H106ZM117 152V151H116ZM129 152H131V150L129 151ZM171 153H172V151H170ZM169 152V153H170ZM185 152H186V150H185ZM189 152V151H188ZM241 152V151H240ZM3 154H1L0 155V161H1V164H2V162H4V163H7L8 164V162H7V160L9 161L10 159L9 158H11L9 155L10 154H7L8 153V151H7V153L6 152H2ZM37 153V152H36ZM39 153V152H38ZM53 153L54 152H52V155H53ZM58 153V152H57ZM96 153V152H95ZM158 153H161V152H158ZM260 153H262V152H260ZM264 153V152H263ZM62 154H63V152H62ZM62 154H60V155H62ZM66 154V153H65ZM83 154H85L86 155V153H83ZM88 154H90V153H88ZM94 154V153H93ZM101 154V153H100ZM103 154H104V151H103ZM156 154V153H155ZM161 154H163V152L161 153ZM167 154V153H166ZM209 154V153H208ZM12 155V154H11ZM14 155V154H13ZM18 155V154H17ZM16 155V156H17ZM33 155H39V154H30L29 156L30 157H27L28 159H32L33 158ZM77 155V154H76ZM80 155V154H79ZM84 155V156H85ZM173 155H175V153L173 154ZM176 155H178L177 153H176ZM175 155V156H176ZM186 155H187V152H186ZM189 155V154H188ZM8 156H9V158H8ZM20 156H21V154H20ZM34 156V157H35ZM39 156H41V155H39ZM57 156V155H56ZM56 156H54L55 158H57ZM155 156V155H154ZM158 156V155H157ZM170 156H172V155H170ZM169 156V157H170ZM184 156V158H185V155H183ZM183 156H182V159H183ZM194 156V155H193ZM208 156V155H207ZM206 156V157H207ZM14 157H15V155H14ZM24 156H22V158H23ZM44 157V156H43ZM62 157V156H61ZM89 157L91 158L92 156L91 155H89ZM97 157H98V155H97ZM189 157H191V155L189 156ZM209 157V156H208ZM206 158L205 159V161H207L209 158ZM16 158H19V157H16ZM80 158H82V157H80ZM79 158V159H80ZM99 158V157H98ZM152 158V157H151ZM150 158V159H151ZM154 158V157H153ZM156 158V157H155ZM163 158V157H162ZM172 158V157H171ZM192 158V157H191ZM247 158V157H246ZM250 158V157H249ZM262 158H264V154H263V156H262ZM19 159H21V158H19ZM45 159V158H44ZM58 159V158H57ZM56 159V160H57ZM161 159V158H160ZM165 159V158H164ZM166 159H168V158H166ZM166 159H165V161H164V163L166 162ZM211 159V158H210ZM14 160V159H13ZM139 160H141V159H139ZM153 160V159H152ZM158 160V159H157ZM163 160V159H162ZM162 160L160 161V163L162 162ZM180 160V159H179ZM191 159L189 158L187 161H190ZM204 160V159H203ZM202 160V161H203ZM20 161V160H19ZM22 161H24L23 159H22ZM32 161V160H31ZM38 161H40V160H38ZM48 161H50V160H48ZM81 161V160H80ZM84 161V160H83ZM95 161V160H94ZM93 161V163L95 164V162ZM126 161V160H125ZM156 161V160H155ZM187 161H185V162H187ZM260 161V160H259ZM25 162H26V160H25ZM29 162V161H28ZM27 162V163H28ZM59 162V161H58ZM86 162V161H85ZM87 162H88V160H87ZM102 162V161H101ZM136 162H138V161H136ZM153 162V161H152ZM168 162V161H167ZM172 164H169L170 165V168H169V166H165V165H167V164H164L163 163V165L165 166V167H168V168H165L164 166H162L165 170H167V171H165V172H167V173H169L168 175H166V174H164V173H162V171L164 170L163 168H162V171H161V174L164 176V178L166 179V180H168V183L170 184V187H171V192H173V194H174V196H176L175 198H180L181 200V204H183L184 205V202H187V201H185V199H187V198H190L193 194H194V192H195V190L192 188V186H193V181L192 180H197V178H194L193 177V175H196V177H198L197 175H199V177H198V179L199 178H201L202 180H203V182H204V185H203V187L205 186V187H209V185L212 183V180H210L208 177H209V175H208V177H207V175L206 174H208V173H206L204 170L206 169V168H204V164H201V163H199L198 165H195V161H194V163H184V161H178V162H176V159H175V157H173L172 158ZM191 162H192V160H191ZM196 162H197V160H196ZM210 162V161H209ZM223 163L225 162V161H222ZM222 162H220V163H218L217 165H219V167H217V170H219L220 168H222V166H221V163ZM24 163V162H23ZM22 163V164H23ZM48 163V162H47ZM50 163V162H49ZM53 163V162H52ZM84 163V162H83ZM92 163V164H93ZM160 163L159 162H155V164H152L151 162H150V165H151V167H154V165H155V167L157 166H159L160 167ZM180 163V164H179ZM205 163V162H204ZM15 164V163H14ZM13 164V165H14ZM18 164V163H17ZM16 164V165H17ZM58 164V163H57ZM79 164H81V162L79 163ZM89 164V163H88ZM88 164H87V166H88ZM91 163H90V166L92 165ZM97 164H99V163H97ZM97 164H95V165H97ZM206 164V163H205ZM216 164V163H215ZM262 164H264V160H262L261 161V164L259 165V167L257 168V169H260L261 168V166H262ZM12 165V166H13ZM28 165V164H27ZM84 166H86V164H83ZM82 165V166H83ZM177 165V166H176ZM224 165V164H223ZM225 165H227V163L225 162ZM2 165H0V167H1ZM8 166V165H7ZM19 166V165H18ZM18 166H17V169H18ZM20 166H21V164H20ZM23 166V165H22ZM26 166V165H25ZM38 166V165H37ZM80 166V165H79ZM86 166V167H87ZM93 166V165H92ZM124 166H126V164L124 165ZM192 166H194V167H192ZM205 166H207V165H205ZM216 166V165H215ZM245 166V165H244ZM249 165L247 164L246 165V167H248ZM264 166V165H263ZM28 167V166H27ZM150 167V168H151ZM156 167V168H157ZM190 167H192V168H190ZM226 167V166H225ZM224 166H223V168H225ZM85 168V167H84ZM172 168V169H171ZM190 168V169H189ZM193 168H196L195 169V171L193 170ZM21 169H22V167H21ZM28 169V168H27ZM152 170H153V168H151ZM256 169V170H257ZM262 169V168H261ZM132 170V169H131ZM142 170V169H141ZM140 170V171H141ZM156 170V169H155ZM157 170H158V168H157ZM161 170V169H160ZM215 170V169H214ZM225 170V169H224ZM226 170H227V168H226ZM256 170H254V171H256ZM16 171H18V170H16ZM134 171V170H133ZM234 171H237V170H234ZM259 171V170H258ZM143 172V171H142ZM145 172V171H144ZM151 172H153V171H151ZM210 172V171H209ZM218 172V171H217ZM225 172V171H224ZM16 173V172H15ZM41 173H43V171L41 172ZM82 173V172H81ZM125 173V172H124ZM137 173V172H136ZM154 173H157L156 175V177L157 178H159L158 176H159V173H158V171H155ZM46 174H47V172H46ZM83 174V173H82ZM143 175H140V174H135L134 172L133 173H131V175L129 176L128 174V177L129 178H127V179H131L132 180V183H134V184H136L138 187L137 188H151L152 190H156V192H155V195L157 194V193H160L161 195H163L162 194V189H161V191H159L160 190V184H158L157 182V180H159V179H153L152 177H149V176H147L145 173H142ZM150 174V173H149ZM221 174H223V173H221ZM220 174V175H221ZM48 175H49V173H48ZM50 175H52V174H50ZM49 175V176H50ZM54 175V174H53ZM81 175V174H80ZM100 175H101V173H100ZM103 175V174H102ZM219 175V176H220ZM125 176V175H124ZM202 176V177H201ZM39 177V176H38ZM45 177V176H44ZM50 177H52V176H50ZM70 177V176H69ZM71 177H73V176H71ZM77 177V176H76ZM80 177V176H79ZM211 177V176H210ZM217 177H218V175H217ZM46 178V177H45ZM49 178V177H48ZM55 178H56V176L55 177H53L52 179L53 180H55ZM102 178H104V177H102ZM125 178V177H124ZM123 178V180H125ZM161 178V177H160ZM222 178V177H221ZM42 179H43V176H42ZM61 179V178H60ZM59 179V180H60ZM71 179V178H70ZM95 179V178H94ZM164 179V180H165ZM191 179V180H190ZM216 179V178H215ZM26 180H27V177H26ZM53 180H52V182H53ZM58 179H56V181L55 182H59V181H57ZM63 180V179H62ZM102 180V179H101ZM122 180V181H123ZM135 180V181H134ZM156 180V181H155ZM200 180V179H199ZM42 181V180H41ZM46 181V180H45ZM51 181V180H50ZM49 181V182H50ZM65 181H68V180H65ZM70 181V180H69ZM103 181V180H102ZM102 181H94V183H96L97 184V186H92V187H90V186H86L85 184H83V186H80V187H77V190L79 189H81L80 190V192L82 193V195L84 196V198L89 202V200H91L94 204V206H96L101 212H99L100 214V216H106L105 217V220H103V221H101L100 220V216L98 215V214H96L94 211H91V210H89V209H86V210H84V212H86L87 214H85L84 216L86 217V218H89L92 222H94L95 224L92 226V229H93V232L96 234V236H97V244H100V249H101V251H100V253H99V256H98V261L96 262V264H129V261H127V256H129V255H134V254H137L138 253V247H135V249H137L136 250V252H135V250L133 249V244H134V242H136V240H134V238L135 237H137V235L136 236H132V235H130V233H128L127 231H126V226H123V225H125V221H122V220H116V219H114V220H112L114 217L116 218V216H118V215H123V214H128L129 212V210L131 211L132 209H127L126 208V210L125 209H123V208H121V206L119 205L120 204V202L121 201H123V202H125L124 201V199H125V197H126V201H128L127 199H129V200H131L132 198H131V196L127 193V192H125V191H121V190H118L117 188H120V187H117L116 188V186H115V188L116 189H114V191L112 192V193H110V194H112L113 196H114V201L112 202V201H110V198H108L109 199V201L108 200H106L105 198H107V193L109 192V190L107 191V193H105V189H101V187H103L104 185H106V184H104ZM129 181V180H128ZM134 181V182H133ZM161 180H159V182H160ZM198 181V180H197ZM201 181V180H200ZM218 181H219V179H218ZM23 182H25V179H24V181ZM22 182V183H23ZM30 182V181H29ZM118 182V181H117ZM124 182V181H123ZM125 182H126V180H125ZM124 182V183H125ZM130 182V181H129ZM163 182H166V181H163ZM192 182V183H191ZM28 183V182H27ZM51 183V182H50ZM64 183L65 182H63V185H64ZM67 183H69V182H67ZM66 183V184H67ZM116 183V182H115ZM120 183H121V181H120ZM200 183V182H199ZM6 184V183H5ZM29 184V183H28ZM70 184V183H69ZM75 184L77 185V183L75 182ZM74 184V185H75ZM162 184V183H161ZM168 184V185H169ZM195 184V183H194ZM200 184V186H202ZM213 184V183H212ZM250 184H252V183H250ZM253 184H256V183H253ZM258 184V183H257ZM18 185H19V182H18ZM34 185H36V184H34ZM33 185V186H34ZM76 185H75V187H76ZM108 185V184H107ZM119 185V184H118ZM127 185V184H126ZM125 185V186H126ZM129 185V184H128ZM127 185V186H128ZM0 186H1V184H0ZM30 186V185H29ZM39 186V185H38ZM37 186V187H38ZM68 186V185H67ZM73 186V185H72ZM71 186V187H72ZM78 186V185H77ZM110 186H111V184H110ZM114 186V185H113ZM112 186V187H113ZM122 186V185H121ZM123 186H124V184H123ZM122 186V187H123ZM130 186V185H129ZM195 186V185H194ZM2 187V186H1ZM41 187H42V185H41ZM112 187H111V189L110 190H112ZM169 187V188H170ZM256 187V186H255ZM264 187V186H263ZM24 188V187H23ZM33 188V187H32ZM40 188V187H39ZM69 188V187H68ZM103 188H105V187H103ZM130 188H131V186H130ZM168 188V187H167ZM250 188V187H249ZM257 189H258V191H261V189H262V185H258L257 187H256ZM47 189V188H46ZM51 190L50 191H53L54 192V189H58V190H55V191H57L56 193L57 194H59L60 196L59 197H61V196H63L64 195V192H63V189L61 188V184H59V183H57V184H55L54 186H51V188H50ZM67 189V188H66ZM70 189V188H69ZM71 189H73V188H71ZM70 189V190H71ZM109 189V188H108ZM128 189V188H127ZM25 190V189H24ZM205 190V189H204ZM250 191L252 190V189H249ZM35 191V190H34ZM40 193H41V191L40 190H38ZM37 191V192H38ZM67 191V190H66ZM69 191V190H68ZM72 191V190H71ZM76 191V190H75ZM147 191V190H146ZM151 191V190H150ZM198 191V190H197ZM253 191V190H252ZM20 192V195H21V191H19ZM25 193H26V191H24ZM70 192V191H69ZM73 192V191H72ZM101 192V194L102 195H98V193H100ZM129 192V191H128ZM168 192H169V190H168ZM171 192H169V193H171ZM262 193V195L264 194V192H263V190L261 191ZM15 193V192H14ZM29 192H27L26 194H28ZM66 193V192H65ZM147 193V192H146ZM151 193H152V191H151ZM24 194V193H23ZM26 194H24L25 196H26ZM51 194H53V193H51ZM69 194L70 193H68V195H65V196H69ZM93 194H95V195H93ZM159 194V195H160ZM172 193H171V195H173ZM230 194V193H229ZM234 194H236L235 192H232V194L231 195H228V200H230L229 201V203H226L225 201H224V203L222 202L221 204H215L214 203V205H216L217 206V210L218 211H216V208H215V214H216V212H219L218 214H221V211H231V209H232V207H234L235 205H237V201H238V199H236V200H234V198H235V196L236 195H234ZM250 194V195H249ZM255 194L256 193H252V192H249L248 193V195L247 196H249V198L248 199H246L245 197L246 196H244V197H242L243 199H246L245 200V202H244V204H246V205H249L250 203H252V202H254V198L256 197V196H259V195H256L255 196ZM15 195H17V192H16V194ZM13 196V198H16V196ZM48 195V194H47ZM86 195H88V199L86 198L87 196ZM93 195V196H92ZM106 195V196H105ZM158 194H157V196L158 197H160ZM202 195V194H201ZM54 198H56L54 195H52ZM151 196V195H150ZM164 196V195H163ZM238 196V195H237ZM18 197H20V196H18ZM22 197V196H21ZM58 197V196H57ZM142 197L143 196H141V199H142ZM155 197V196H154ZM215 197V196H214ZM219 197V196H218ZM239 197V196H238ZM30 198V197H29ZM67 198V197H66ZM124 198V199H123ZM170 198V197H169ZM260 198V197H259ZM22 199V198H21ZM25 199V198H24ZM65 199V198H64ZM120 199H122L121 201H120ZM145 199V198H144ZM176 199V200H177ZM212 199V201H213V197L211 198ZM31 201L33 200H41V201H45L42 197H39V196H37L36 198H33V199H30ZM30 200H28V201H30ZM56 200V199H55ZM58 200H61V199H58ZM66 200V199H65ZM156 200V199H155ZM172 200V199H171ZM209 199L207 198V199H204L203 201H208ZM30 201V202H31ZM41 201H39L38 203L40 204V203H42L41 205H43L44 204V202H41ZM139 201H141V200H139ZM150 201V200H149ZM160 201V200H159ZM159 201L157 202V203H159ZM161 201H164V204H166V206L167 207H169V208H167V207H165L163 210L164 211H168V210H170L171 208H173L172 207V205L169 203V199L167 200V199H165V197H162V200ZM160 201V202H161ZM195 201V200H194ZM210 201V200H209ZM208 201V202H209ZM211 201V202H212ZM35 202V201H34ZM61 202H63V201H61ZM60 202V203H61ZM154 202V201H153ZM156 202V201H155ZM189 202V201H188ZM214 202H215V200H214ZM243 202V201H242ZM255 202H257V199L255 200ZM260 202V201H259ZM47 203V202H46ZM48 203H51V204H53L54 202H48ZM126 203V202H125ZM144 203L146 204V201L145 202H143V205H144ZM149 203V202H148ZM150 203H152V201L150 202ZM156 203V204H157ZM207 203V202H206ZM248 203V204H247ZM92 204V203H91ZM161 204H163V202L161 203ZM172 204H174L173 202H172ZM47 205V204H46ZM125 205V207L127 206L126 204H124ZM147 205H149V204H147ZM151 205V204H150ZM159 205V204H158ZM182 206V205H181ZM181 206H176V208L178 207H181ZM207 206V205H206ZM124 207V206H123ZM128 207V206H127ZM146 207V206H145ZM151 208H152V206H150ZM159 207V206H158ZM164 207V206H163ZM185 207V206H184ZM201 207H203L202 205H201ZM207 207H209V206H207ZM212 207V205L210 206V208ZM248 207V206H247ZM6 208L8 209V208H10V206H6ZM147 208H149L148 206H147ZM183 208V207H182ZM190 208V207H189ZM197 208V207H196ZM209 208V209H210ZM156 209V208H155ZM204 209V208H203ZM202 209V210H203ZM212 209V208H211ZM214 209V208H213ZM238 209V208H237ZM172 210V209H171ZM170 210V211H171ZM174 210H176V209H174ZM185 210V209H184ZM206 210H207V208H206ZM134 211V210H133ZM233 211H234V208H233ZM233 211H231V212H233ZM102 212H103V214H102ZM175 212V211H174ZM183 211H181V213H182ZM177 213V212H176ZM175 213V214H176ZM187 213V212H186ZM205 213V212H204ZM2 214V213H1ZM130 214V213H129ZM128 214V215H129ZM133 214V213H132ZM131 214V215H132ZM178 214V213H177ZM206 214V213H205ZM213 214V213H212ZM130 215V216H131ZM135 215L136 214H134V217H135ZM183 216H184V214H182ZM192 215V214H191ZM207 215H208V213H207ZM129 216V217H130ZM143 216H144V214H143ZM146 216V215H145ZM182 216V217H183ZM185 216H186V214H185ZM194 216V215H193ZM192 216V217H193ZM167 217V216H166ZM180 217V216H179ZM180 218L179 220H178V222H177V224L175 225V230H176V233H174V234H171V236H170V239H169V243H168V246H167V244H165L161 249H162V253H160L159 254V257L157 256V258H156V260H155V263H153L154 262V260H153V264H158L159 262H158V259L160 258V255H168V256H171L172 258H173V260L175 259L174 258V256L176 255V254H179V253H176V254H174L175 253V250L173 249L175 246H176V243H178L179 241H180V243L181 244H183L184 243V241L182 242L181 240H188V239H190L191 237H196V236H200V234L202 233V232H204L205 230H206V226L204 225V224H202L201 222H198L197 221V219H198V217L196 216V217H193V219H195V218H197V219H195V221H191L192 219H190V218H192V217H184V218ZM207 217V216H206ZM104 218V217H103ZM149 218V217H148ZM168 218V217H167ZM175 218V217H174ZM227 218V217H226ZM225 218V219H226ZM48 219V218H47ZM102 219V218H101ZM130 220L129 221H131V219H132V217L131 218H129ZM74 220V219H73ZM143 220H145V219H143ZM152 220V222H153V218L151 219ZM158 220H159V218H158ZM197 221V222H196ZM37 222V221H36ZM71 222V220L69 219L68 220V223H70ZM99 222H100V224H99ZM136 222V221H135ZM151 222V223H152ZM168 222V221H167ZM217 222V221H216ZM222 222H224V218H223V221H221V224H224V223H222ZM38 223V222H37ZM46 223H47V221H46ZM150 222H148V224H149ZM150 223V224H151ZM156 223V222H155ZM204 223H206V222H204ZM219 223V222H218ZM103 226H102V225ZM140 224H141V222H140ZM200 224H202V225H200ZM206 224H208V223H206ZM225 224H226V220H225ZM232 223H230V225H231ZM131 225H133V224H131ZM210 225V224H209ZM209 225H208V227H209ZM218 225V224H217ZM220 225V224H219ZM156 226V225H155ZM232 226V225H231ZM207 227V228H208ZM129 228V227H128ZM150 228V227H149ZM217 228H219L220 229V231H223L221 228V226H219V227H217ZM229 227H227V229H228ZM138 229V228H137ZM140 229V228H139ZM227 229H225V230H227ZM32 230V229H31ZM129 230H131L130 228H129ZM128 230V231H129ZM173 230V229H172ZM230 230H232V228L231 229H229V230H227L228 232L230 231ZM133 231V230H132ZM216 231V230H215ZM137 232V231H136ZM135 232V233H136ZM144 232H146L145 230H144ZM148 232V231H147ZM156 232V231H155ZM211 232H213L212 231V229H211V231H210V233ZM218 232V231H217ZM216 232V233H217ZM232 232V231H231ZM231 232H229L230 234H231ZM257 232H259V231H257ZM85 233H87V232H85ZM84 233V234H85ZM93 233V234H94ZM135 233H133V234H135ZM214 233V232H213ZM215 233V234H216ZM219 233V232H218ZM217 233V234H218ZM221 233V232H220ZM83 234V235H84ZM143 234V233H142ZM156 234V233H155ZM170 234V233H169ZM168 234V235H169ZM224 235H225V233H223ZM222 234V235H223ZM37 235H38V233H37ZM86 235V234H85ZM146 235V234H145ZM144 235V236H145ZM148 235V234H147ZM221 235V234H220ZM90 236V235H89ZM88 236V237H89ZM152 236V235H151ZM165 236V235H164ZM167 236V235H166ZM226 236H227V233H226ZM229 236V235H228ZM256 236V235H255ZM261 236V235H260ZM140 237H141V235H140ZM140 237H138L139 239H140ZM156 237V236H155ZM163 237V236H162ZM169 237V236H168ZM219 237V236H218ZM90 238V237H89ZM143 238V237H142ZM157 238H159V237H157ZM213 238H214V236H213ZM216 238V237H215ZM224 237H222V239H223ZM227 238V237H226ZM137 239V238H136ZM165 239H166V237H165ZM165 239H163V241L165 240ZM200 239V237L198 238V240ZM204 238L202 237V240H203ZM89 240V239H88ZM145 240V239H144ZM151 239H149V241H150ZM197 240V239H196ZM197 240V241H198ZM201 240V239H200ZM200 240H199V242H200ZM201 240V241H202ZM230 240V239H229ZM258 240V239H257ZM171 241V242H170ZM190 241V240H189ZM188 241V242H189ZM204 241V240H203ZM202 241V242H203ZM206 241H209V239L208 238H206ZM224 241V240H223ZM60 243H65V242H63V241H59ZM144 241H142V243H143ZM148 242V241H147ZM152 242H154V241H152ZM193 242V244H194V240L192 241ZM191 242V243H192ZM198 242V243H199ZM202 242L201 243H199V244H202ZM218 242V241H217ZM233 242V241H232ZM60 243H57V244H60ZM145 243V242H144ZM155 243H156V241H155ZM164 243V242H163ZM162 243V244H163ZM166 243V242H165ZM179 243V244H180ZM186 243V242H185ZM185 243L183 244V245H185ZM190 243V242H189ZM203 243H205V241L203 242ZM207 243V242H206ZM152 244V243H151ZM150 244V246H152ZM157 244H158V242H157ZM186 244H188V243H186ZM197 244V243H196ZM195 244V245H196ZM33 245V244H32ZM148 245V244H147ZM160 245V244H159ZM182 245V246H183ZM190 245V244H189ZM192 245V244H191ZM204 245H208V244H204ZM210 245V244H209ZM58 246V245H57ZM138 246V245H137ZM139 246H140V244H139ZM167 246V247H166ZM178 246V245H177ZM187 245H185V246H183V248H184V250L183 251H185L186 252V247ZM199 245H196V247H198ZM203 246V245H202ZM219 246V245H218ZM226 246V245H225ZM224 246V247H225ZM230 246V245H229ZM263 246V248H264V245H262ZM145 247V246H144ZM155 247V246H154ZM204 247V246H203ZM210 247H212L211 245H210ZM213 247H215L214 245H213ZM212 247V248H213ZM221 247V246H220ZM244 247V246H243ZM6 248H8V249H11V248H13V247H10V245L8 246V247H6ZM55 248V247H54ZM146 249L145 250H147V247H145ZM149 248V247H148ZM151 248V247H150ZM149 248V249H150ZM176 248V250H177V247H175ZM181 248V247H180ZM191 248V247H190ZM202 248V247H201ZM208 248H209V246H208ZM211 248V249H212ZM223 248V247H222ZM55 249H58V247H56ZM130 249V250H129ZM148 249V250H149ZM155 249V248H154ZM188 249V251H189V247L187 248ZM215 249H217V248H215ZM220 249V248H219ZM219 249H217V250H219ZM15 250V249H14ZM129 251L130 252V254H127L126 253V251ZM142 251L143 249H139V251ZM179 250V249H178ZM178 250H177V252H178ZM202 250H204V248L202 249ZM202 250H200V251H202ZM208 250V249H207ZM213 250V249H212ZM13 251V249H11V250H7V251H5V252H3V251H0V256H6V257H10L9 255H11V252ZM158 252H160V248H159V246H158V250H157ZM156 251V252H157ZM222 251H223V249H222ZM15 252V251H14ZM14 252H12V254L14 253ZM155 252V253H156ZM179 252H180V250H179ZM194 252H196V251H193L192 253H190V254H194ZM224 252V251H223ZM39 253V252H38ZM60 255H61V257H63V259H65V260H62V262H59V264H65V262H66V260H68V259H71L72 258V254L70 253V252H68L67 254H65V255H63V254H61L60 252H58ZM143 253H145V251L143 252ZM149 253V252H148ZM148 253H146V254H148ZM155 253H153V255L155 254ZM182 253V252H181ZM217 253V252H216ZM219 253H220V251H219ZM232 253V252H231ZM139 254H141L140 252H139ZM186 254V253H185ZM184 254V255H185ZM190 254H188L187 256L189 257L190 256ZM263 254V253H262ZM14 255V254H13ZM158 255V254H157ZM180 255V254H179ZM178 255V256H179ZM183 255V254H182ZM181 255V256H182ZM191 255V256H192ZM16 256V255H15ZM18 256V255H17ZM135 256V255H134ZM209 256V255H208ZM207 256V257H208ZM221 256V255H220ZM14 257V256H13ZM153 257V256H152ZM151 257V258H152ZM166 257V256H165ZM170 257V258H171ZM193 257V256H192ZM17 258V257H16ZM19 258V257H18ZM41 258V257H40ZM130 258V257H129ZM145 258H146V256H145ZM162 258L164 259V257L162 256ZM179 258V257H178ZM14 259H15V257H14ZM22 259V258H21ZM131 259H132V256H131ZM130 259V260H131ZM147 259V258H146ZM166 259H169V257L168 258H166ZM188 259V258H187ZM195 259H196V257H195ZM207 259V258H206ZM9 260H11V257L9 258V259H7V261H9ZM17 260V259H16ZM20 260V259H19ZM57 260V259H56ZM83 260V259H82ZM142 261H143V259H141ZM176 260V259H175ZM174 260V261H175ZM180 260H181V258H180ZM179 260V261H180ZM184 260V259H183ZM3 261V260H2ZM132 261V260H131ZM130 261V262H131ZM140 261V260H139ZM164 261V260H163ZM167 261H170V260H167ZM167 261H165L166 263H167ZM173 261V262H174ZM178 261V260H177ZM185 261H187V260H185ZM244 261V260H243ZM252 261V260H251ZM250 261V262H251ZM253 261H254V259H253ZM81 262V261H80ZM149 262V261H148ZM162 262V261H161ZM242 262V261H241ZM7 263V262H6ZM38 263V262H37ZM147 263V262H146ZM182 263V262H181ZM253 263V262H252ZM264 263V262H263ZM95 264V263H94ZM178 264V263H177ZM180 264V263H179ZM210 264H212V263H210ZM235 264V263H234ZM250 264V263H249Z\"/></svg>",
  "mask_w": 264,
  "mask_h": 264
}]
</instances>
